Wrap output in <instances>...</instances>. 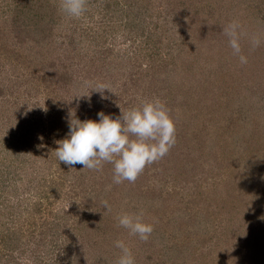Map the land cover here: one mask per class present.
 I'll return each instance as SVG.
<instances>
[{"label": "rangeland", "instance_id": "374dc122", "mask_svg": "<svg viewBox=\"0 0 264 264\" xmlns=\"http://www.w3.org/2000/svg\"><path fill=\"white\" fill-rule=\"evenodd\" d=\"M60 3L0 0V264H116L117 240L136 264H264V0H87L80 18ZM156 98L175 143L135 182L59 163L70 112Z\"/></svg>", "mask_w": 264, "mask_h": 264}, {"label": "clouds", "instance_id": "9594fccd", "mask_svg": "<svg viewBox=\"0 0 264 264\" xmlns=\"http://www.w3.org/2000/svg\"><path fill=\"white\" fill-rule=\"evenodd\" d=\"M86 3L87 0H61L60 8L68 17L80 18L86 11ZM240 29L239 21L234 20L224 31L233 53L244 64L247 58L240 54ZM258 44V40L253 41L254 46ZM83 86L100 92L101 98H104V90H110L105 84L90 86L84 82ZM83 96L87 95L78 94L74 97ZM97 117L80 120L75 113L70 112L69 131L57 141L58 147L55 149L59 163L63 162L71 169L80 164L82 169L99 171L103 163L108 162L113 164L114 183L125 180L135 182L146 165L165 156L175 143V121L158 98L127 111L121 109V114L116 117L103 111L98 112ZM104 206L106 209L109 207L107 201ZM117 219L119 226L127 229L130 235L144 241L154 230L151 223L144 222L142 214L124 213ZM115 246L121 253L116 264H136L130 247L123 240H117Z\"/></svg>", "mask_w": 264, "mask_h": 264}, {"label": "trees", "instance_id": "16d2710c", "mask_svg": "<svg viewBox=\"0 0 264 264\" xmlns=\"http://www.w3.org/2000/svg\"><path fill=\"white\" fill-rule=\"evenodd\" d=\"M20 6H22V5H20ZM13 136H16V135H13ZM0 176H2L0 179V182H2L1 184H0V187H3L4 185H6V183H5V179H6V175H3V174H0Z\"/></svg>", "mask_w": 264, "mask_h": 264}]
</instances>
